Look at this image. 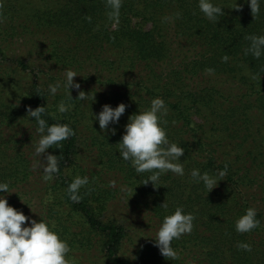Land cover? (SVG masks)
<instances>
[{"label":"trees","instance_id":"1","mask_svg":"<svg viewBox=\"0 0 264 264\" xmlns=\"http://www.w3.org/2000/svg\"><path fill=\"white\" fill-rule=\"evenodd\" d=\"M209 2L224 12L216 22L199 0H122L117 23L106 0H0V183L9 185L0 197L29 218L25 227L54 225L71 264H264V49L259 58L247 51L248 37L264 36V0L255 18L250 0ZM69 69L80 85L71 96ZM155 98L167 108L161 126L170 143L184 149L176 161L184 175L161 174L154 187L143 184L152 173H137L118 143L129 117ZM121 103L118 123L101 130L103 106ZM42 106L49 126L67 124L75 135L40 157L27 109ZM47 154L59 159L51 181L40 166ZM194 169L217 186L209 192ZM77 176L89 182L74 203L68 186ZM177 207L194 215V227L173 240L178 259L168 260L154 239ZM248 208L260 225L239 233ZM245 243L250 252L238 247Z\"/></svg>","mask_w":264,"mask_h":264},{"label":"clouds","instance_id":"2","mask_svg":"<svg viewBox=\"0 0 264 264\" xmlns=\"http://www.w3.org/2000/svg\"><path fill=\"white\" fill-rule=\"evenodd\" d=\"M106 3L112 9L109 18L118 23L122 0H106ZM199 8L213 22L217 21L218 16L224 15L223 10L219 6H214L209 0H199ZM234 9L242 10L238 4L235 5ZM250 9L251 15L255 18L260 11L259 0H250ZM176 15L179 17L180 13ZM86 19L91 21V17H86ZM248 39L252 43L247 51L259 58L262 49H264V36H251ZM228 59L227 55L222 57L224 62H227ZM206 71L212 73L214 70L207 69ZM65 76L66 83L64 86L68 92L70 88L80 89V85L74 83V77L77 76L76 72L70 69L66 70ZM59 86V84L49 85L51 94L54 95ZM69 95L71 96L70 92ZM77 99L86 100L87 94L80 91ZM58 110L60 113H65L69 107L61 102ZM125 110L126 105L123 103L115 109L109 105H104L98 117H95L99 121L100 129L106 131L110 123H118ZM45 111L44 106L37 107L35 110L31 107L27 109V115L37 121V131L41 133L38 145L35 147V154L40 157L44 156L48 149L60 145L61 142L75 135L74 130L67 124L49 126L41 118ZM161 115H167V108L161 98H155L151 101L148 110L129 117V122L125 126V134L122 136L121 142L118 143L121 157L125 161H129L137 173H152L143 184L147 185L151 182L154 187L161 174L171 171L177 175H184L183 164L176 162L180 161V157L184 155V149L177 146L176 143H170L165 128L161 126ZM164 123L166 124L167 121ZM111 132L114 135L115 129H112ZM40 166L43 168L44 181L53 180L60 171L59 159L55 155L47 154L46 163H42ZM226 168L227 165H225V171L219 173L221 177L226 175ZM191 176L194 180L203 181L209 192L218 184L217 180L209 176L208 173L201 175L198 169L192 170ZM88 182L87 177L77 176L69 184L68 193L72 202H80L79 190ZM8 189L7 183H0V191L8 193ZM160 207L166 208V202ZM256 216V210L248 208L246 213L236 221V231L247 233L259 227L260 221L256 219ZM194 219V215L185 214L181 207H177L173 214L164 217L154 239L155 246L159 248L163 257L168 260L178 259L172 242L192 232ZM28 220L29 218L23 212L9 206L7 199L0 197V264H71L67 258L71 249L67 242L62 240L53 230L54 225L50 227L43 220L40 222L32 220L31 226L25 227L24 225ZM238 247L249 252L252 250L251 245L246 243L239 244Z\"/></svg>","mask_w":264,"mask_h":264}]
</instances>
